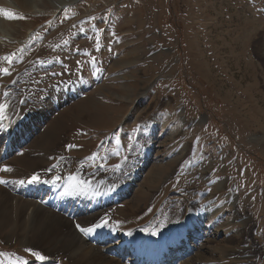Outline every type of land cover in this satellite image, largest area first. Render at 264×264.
I'll return each mask as SVG.
<instances>
[{
	"label": "rangeland",
	"instance_id": "rangeland-1",
	"mask_svg": "<svg viewBox=\"0 0 264 264\" xmlns=\"http://www.w3.org/2000/svg\"><path fill=\"white\" fill-rule=\"evenodd\" d=\"M0 1V69L13 71L9 81L27 65L25 83L34 103L44 107L35 110L28 90L21 96L34 107L35 121L41 114L46 119L4 166L11 171H0L7 191L16 192L19 180L43 167L126 176L153 145L142 179L107 212L116 228L156 222L171 229L190 211L215 205L211 216L203 212L208 236L185 264H264V0ZM74 2L56 20L54 13ZM76 21L80 28L71 27ZM81 28L92 37H81ZM32 31L49 41L21 52ZM8 56L12 64L3 59ZM37 57H63L65 65L40 70ZM93 57L102 68L98 83L88 66ZM80 74L88 87L76 88L78 97L71 94L65 106L54 95L40 99L61 83L70 81L73 88ZM4 202L0 191V210ZM8 202L14 218L12 194ZM34 212L26 209L22 234L0 224V264H37L32 252L45 256L43 264L50 257L62 264H101L102 253L87 246L69 255L65 226V237L47 227L38 232Z\"/></svg>",
	"mask_w": 264,
	"mask_h": 264
},
{
	"label": "bare ground",
	"instance_id": "bare-ground-1",
	"mask_svg": "<svg viewBox=\"0 0 264 264\" xmlns=\"http://www.w3.org/2000/svg\"><path fill=\"white\" fill-rule=\"evenodd\" d=\"M0 3H2V1H0ZM17 3H20L22 6H28L31 1L17 0ZM34 39V36L30 38V43H28L29 45L27 46L28 48ZM25 95L27 96V94ZM66 98L67 97L64 99ZM31 111H34V107L27 101L21 108L17 109L19 118L21 115L28 114V112ZM39 113L40 112L35 111L34 115L37 116ZM33 117H31L28 123L24 122L23 128L19 132H15L14 128H12V131L9 134L0 132V144H2L0 147V168L2 166L4 168V166L12 159L11 157L9 160L3 162V158L7 156L8 151H10L12 147H16L17 143L25 139L24 133L28 131L30 125H36V119L34 120ZM0 178L6 180L2 175H0ZM26 178L23 180L25 181ZM139 178L140 173H135L134 177L131 179L130 185L124 187V189H130L135 185ZM73 181L74 179H71L58 190H55L53 185H47L45 189L43 186L38 185L40 189H37L35 193H33L35 185L29 187L23 183L16 192L11 193L5 189L3 184H0L1 198L3 199V202L6 200L4 205L6 206L10 194L15 197V201L17 202V207L15 206L17 208V214L14 218L9 216L8 210L5 206V208H1L0 224L2 228L12 226L13 229L16 230V235L22 234L26 228V221L24 219V217H26V209L33 206V210L35 211L33 215L38 219L37 224L40 225L38 232L47 231L45 230V227L51 231L55 230L57 232H62L64 230L62 226H65L67 228L65 231L71 233V239L66 245V248L70 253L69 255L75 256L76 254L83 252L87 246L93 250L94 255L96 252L102 253V259L99 260L101 264H183L189 260L188 255L196 248V244L200 241L197 237H201L202 239L209 234V231H206L207 227L204 220L206 215L199 211L194 214L195 221L191 220L190 217H186L181 226L177 229L174 230L169 228L167 230L168 233L166 234V242L161 244L158 248H155L154 245L145 241V237L147 236L146 233L140 234V232L136 231L128 234V228L127 230L122 229L119 231L114 224L111 225L110 230L105 226H101L94 232L85 234L88 240H84L75 229L72 220L75 218L80 219V221L86 226L95 222L98 223L101 220L97 219L100 216L99 211L101 209L104 211V208L109 205V202L115 200L117 197L113 196V187L105 189V184L103 182L99 183V181L97 182V184L99 183L97 186L100 187L98 190L99 193L92 199L89 195H93L95 191L97 193V186L96 190H94L91 185H79L73 183ZM86 188L88 190L81 193L82 190L80 189ZM37 191L38 194L36 195ZM45 197L46 199L42 201L41 204L37 202V199ZM88 197L90 199H88ZM234 200L236 201V198H234ZM89 202L93 205L92 209L90 207L91 204L87 205ZM47 206H50L51 209L46 208ZM52 208L58 210V212L52 210ZM216 210L217 208L215 205H213V207L210 205L206 208V212H209L210 216L211 214H214ZM60 213L65 214L66 217ZM207 217L209 216L207 215ZM145 231L147 230H144L143 232ZM62 233L65 237L66 235L64 232ZM138 235L140 236L136 238ZM43 238L45 239V237ZM108 243L111 244L106 246ZM188 247H190V249H187ZM128 252L129 257L124 263L123 258Z\"/></svg>",
	"mask_w": 264,
	"mask_h": 264
},
{
	"label": "snow or ice",
	"instance_id": "snow-or-ice-1",
	"mask_svg": "<svg viewBox=\"0 0 264 264\" xmlns=\"http://www.w3.org/2000/svg\"><path fill=\"white\" fill-rule=\"evenodd\" d=\"M6 15L8 16V18H15L13 14L11 13H6ZM4 60H6L9 64H12V57L8 56V57H4ZM93 64H95V57H93L92 61ZM0 73H3L4 75H10L11 73L9 72V69L7 67L0 69ZM5 95H7V93H5ZM7 107L6 104L0 103V112H3L5 110V108ZM69 148H74L76 147L75 145H69ZM0 171H11L10 168H3L0 169ZM56 180H59V177L55 178ZM72 179H75V177H72ZM28 183H36V182H40L39 178L37 175H33L28 181ZM47 182V181H45ZM7 183L6 180H4L3 178H0V184H5ZM18 183L23 184L25 183L24 180H19ZM84 183V182H81ZM107 223L106 220H102L101 224H96L93 227H82L80 224H77L76 227L77 229L84 234H90L92 232H94L97 228H100L103 224ZM156 233L154 232L153 235H155ZM32 255L35 256L36 259L40 260V261H44L45 260V256L41 255L39 252H32ZM23 264H27V262H23Z\"/></svg>",
	"mask_w": 264,
	"mask_h": 264
}]
</instances>
